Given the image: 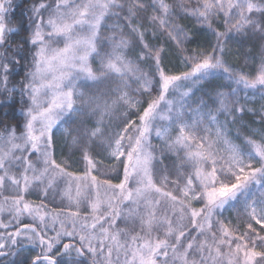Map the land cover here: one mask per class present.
Instances as JSON below:
<instances>
[{
  "label": "snow or ice",
  "instance_id": "6c2138e0",
  "mask_svg": "<svg viewBox=\"0 0 264 264\" xmlns=\"http://www.w3.org/2000/svg\"><path fill=\"white\" fill-rule=\"evenodd\" d=\"M0 96V264H264V0H0Z\"/></svg>",
  "mask_w": 264,
  "mask_h": 264
},
{
  "label": "trees",
  "instance_id": "16d2710c",
  "mask_svg": "<svg viewBox=\"0 0 264 264\" xmlns=\"http://www.w3.org/2000/svg\"><path fill=\"white\" fill-rule=\"evenodd\" d=\"M187 22H188V21H183V20L181 21V23H187ZM190 47H196V45H190ZM232 59L235 60V61H239L240 63L243 62V60H242L241 57H232ZM169 62H170V65H171V66H174V65L178 62V61H177V54H176V53H171V58H170V61H169ZM23 75H24V73L21 72V73H20V76H13V77H11L10 79H11L13 82H16V81H18ZM2 98H3V97L0 96V99H2ZM257 99H259V98H257ZM262 103H264V102H262ZM251 106H254V107H256V108H259V107H260V104L257 103V104L251 105ZM15 107L18 108L19 105L17 104V105H15ZM254 119H258V117H253V116H251V115L245 117V121H246L248 124H250L252 127H258V125L252 124V121H253ZM8 123H10V124H15V123H17V121H16L15 119H12V120H9ZM154 143H156V141H154ZM229 215H234V213H229Z\"/></svg>",
  "mask_w": 264,
  "mask_h": 264
}]
</instances>
